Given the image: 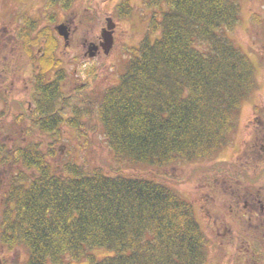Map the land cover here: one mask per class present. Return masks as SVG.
I'll list each match as a JSON object with an SVG mask.
<instances>
[{
  "label": "trees",
  "instance_id": "1",
  "mask_svg": "<svg viewBox=\"0 0 264 264\" xmlns=\"http://www.w3.org/2000/svg\"><path fill=\"white\" fill-rule=\"evenodd\" d=\"M145 1L156 12L118 81L87 93L84 86L81 97L58 96L57 106H74L68 123L87 142L99 136L107 145L114 161L109 168L74 153L56 160L63 134L38 116L40 141L16 150L15 134L0 141V164L10 169L0 202V243L23 248L21 264L210 260V236L193 202L161 176L181 164L214 161L234 143L242 105L259 87L258 64L231 33L240 0ZM46 2L70 7V0ZM133 12L131 0L116 8L120 19ZM44 45L47 55L52 41ZM39 71L45 78L43 60ZM95 249L111 253L98 256ZM254 251L261 260L263 248Z\"/></svg>",
  "mask_w": 264,
  "mask_h": 264
},
{
  "label": "rangeland",
  "instance_id": "2",
  "mask_svg": "<svg viewBox=\"0 0 264 264\" xmlns=\"http://www.w3.org/2000/svg\"><path fill=\"white\" fill-rule=\"evenodd\" d=\"M121 1L77 0L66 11H63L65 9L61 5L50 6L46 0H0V23L3 18L4 23H11L10 21L13 15L30 16L31 26L28 24V27L31 32L29 36L24 37L23 41L25 43V52L36 56L35 70H39L42 60L46 63L48 71L54 66L58 65L61 67L64 65L66 67L65 71L69 74L68 78L72 82L76 78L82 79V93L85 90L84 86H86L85 92L87 93L91 89L104 88L118 81L126 59L147 33L149 23L153 14L156 12L149 7L145 0H131V3L134 5L132 16L120 19L117 16L116 8ZM240 2L241 17L231 33L235 40L250 54L256 64H258L257 78L259 87L242 105L239 129L233 141V146L227 148L233 154L239 151L237 149L242 145L241 142L245 138L246 123L249 122L248 120L253 113L254 104H256L260 97L264 96V0H240ZM109 15H112L114 20L118 22L114 46L109 53H106L101 47L99 53L90 57L86 54L89 50V43L91 41L100 43L102 30L107 25V17ZM64 16L71 20L70 25L75 34V38L73 37V47H71L70 52L71 56H75L76 48L82 51L81 55L83 57L80 58L79 66H77L81 70L80 77H75L76 73L73 70L76 67L73 65L75 63L73 58L68 56L67 59H64V62L55 59V54L57 55V50L55 49L57 47L59 48L61 45L60 41H62L56 26ZM31 18L39 20L37 25L34 22L35 20L32 21ZM44 28L46 30L41 32ZM37 36H39V39H36ZM51 41L53 47L48 49V54L46 55L44 53V44L51 43ZM80 119L82 124L84 116L81 115ZM66 125L68 127H66L65 133L62 135V140L55 145L56 149L60 152L56 160L68 158V156L74 153L78 156L79 160L86 161L90 164H102L109 168V164L114 161L107 145L100 141L102 140L101 137H93L94 139L92 138L90 142H87L85 136L79 134L80 132L76 130L74 125ZM89 133L91 135V132ZM13 134L16 136L14 150H16V145H25L28 143V140L32 142L40 141L42 138V134L37 129L29 135L7 133L0 128V141H6L12 138L11 135ZM23 137H26L28 140L25 142ZM227 156L229 157L230 154L226 151V153L223 152L217 157L216 160L210 161L207 164H181L167 170L161 178L165 181H171L173 186L187 197H193L199 192V186L195 184L197 178L200 177L203 179L206 173H209L210 168L214 170L219 167L224 168L221 159ZM0 167L2 168L1 164ZM7 169L6 167L1 170L0 177L3 172H7ZM141 171L142 173L146 172L145 170ZM248 174H253V172ZM0 187L2 188L0 192L1 202L3 198V183L1 181ZM197 209V216L205 231L210 236V260L208 264H264V256H261V260L257 257L256 261L252 257L253 250L256 246L264 248L262 234L258 235V237L255 232L248 233L243 231L240 233L243 236V240L252 246L247 253H244L241 247L243 242L240 236H236L237 232H233L232 234L226 233L227 235L222 237L218 236L217 232L211 230L208 226V215L200 208V204L197 206ZM230 238L231 240H229ZM219 239L225 240L226 246H221ZM94 252L98 256L111 253V251H107L106 249H95ZM25 255L26 252L21 247L9 249L0 243V264H21L22 260L25 259ZM249 260L252 262H248ZM73 263H76V261L73 260ZM86 263L87 260L83 262V264Z\"/></svg>",
  "mask_w": 264,
  "mask_h": 264
},
{
  "label": "flooded vegetation",
  "instance_id": "3",
  "mask_svg": "<svg viewBox=\"0 0 264 264\" xmlns=\"http://www.w3.org/2000/svg\"><path fill=\"white\" fill-rule=\"evenodd\" d=\"M74 1L77 0H70V5ZM64 9L63 11H66V8ZM28 17L13 15L11 23H4V18L0 23V128L7 133L30 135L36 129L41 133V125L36 123L38 116L45 124L53 125V131L64 134L68 127L66 124H69L68 119L74 115L75 110L73 105L57 106L63 101L62 97L60 99L58 96L61 93L72 96L75 92L81 97L83 81L76 78L72 82L64 65L54 66L46 72L45 78H41V72L35 70L36 56L25 52L23 39L31 32L28 27V24L31 26L30 16ZM31 20L34 21L32 18ZM70 22L65 16L59 21L67 25L69 39L66 40L60 35L62 41L59 48L55 49L58 55L55 54V59L64 62L68 56L73 58L75 77H80L81 70L77 66L83 56L82 51L77 48L75 56L70 54L75 36ZM97 52H100V48ZM79 106L82 107V102ZM248 121L246 135L241 142L242 148L238 147L239 151L235 154L227 149L228 154L233 157L221 159L234 163L235 167L212 169L203 179L198 177L195 184L199 186V192L196 196L189 197L196 211L200 204V208L207 213L208 226L216 231L218 236L237 232L236 236H240L243 242L241 247L244 253L252 246L243 240L241 232H255L257 236L262 234L264 238V96L254 104ZM23 140L26 142L28 139L23 137ZM231 146L233 144L229 147ZM243 169H246L247 174L243 173ZM1 170L3 167H0V173ZM9 172L10 169L1 175L0 181L3 184ZM250 172L253 174H248ZM225 242L219 239L221 246H226ZM255 254L253 250L254 261L257 260ZM257 254L260 255L259 252Z\"/></svg>",
  "mask_w": 264,
  "mask_h": 264
},
{
  "label": "water",
  "instance_id": "4",
  "mask_svg": "<svg viewBox=\"0 0 264 264\" xmlns=\"http://www.w3.org/2000/svg\"><path fill=\"white\" fill-rule=\"evenodd\" d=\"M58 32L60 35L64 36L66 40L69 39V31L67 28V25L65 24H59L56 26ZM116 23L113 20V17L109 16L107 17V25L102 30V39L100 41V44H97L96 42H91L89 44V50L86 52L87 55L90 57H93L97 54V51L100 46L104 49L106 53H109L114 45Z\"/></svg>",
  "mask_w": 264,
  "mask_h": 264
}]
</instances>
